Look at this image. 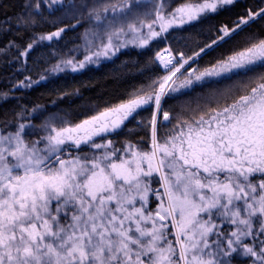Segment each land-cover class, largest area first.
Here are the masks:
<instances>
[{
  "label": "snow or ice",
  "instance_id": "obj_1",
  "mask_svg": "<svg viewBox=\"0 0 264 264\" xmlns=\"http://www.w3.org/2000/svg\"><path fill=\"white\" fill-rule=\"evenodd\" d=\"M0 15V61L23 75L0 91L17 99L0 113V264H264V0H0ZM79 28L34 79L32 53ZM129 46L149 75L113 100L13 94Z\"/></svg>",
  "mask_w": 264,
  "mask_h": 264
},
{
  "label": "trees",
  "instance_id": "obj_2",
  "mask_svg": "<svg viewBox=\"0 0 264 264\" xmlns=\"http://www.w3.org/2000/svg\"><path fill=\"white\" fill-rule=\"evenodd\" d=\"M242 5H255L259 4L260 0H239ZM235 11H239L236 9ZM231 14L225 13L222 16L216 17L211 23H217L218 21L228 18ZM234 19L235 17L232 16ZM0 19H3L0 15ZM81 28L76 31H69L58 44H53L51 48L39 47L31 55L29 60L28 68L34 79L39 78V74L42 68L46 65L44 61L50 60V63H55V59H50V54L55 50H63L66 52L67 48H73L78 39ZM189 31H192L191 29ZM246 31L261 32L262 26L257 23L252 26L251 29H246ZM187 32H181L179 30L172 33L170 40L173 46H177L176 40L183 35H187ZM244 33H241V36ZM240 37H236L235 40L230 42L228 45H224L223 49L227 50L232 44L236 43ZM47 43V42H46ZM167 46V42L160 43L154 46V49L150 55L154 56L155 51L160 50ZM141 50L136 48L124 49L119 52L116 57H113L111 62L104 61L99 66H89L85 70L78 73H71L67 76L60 74L59 77L52 78L49 82H41L40 85L34 86L28 90H14V96L19 98V102L22 104L32 107L34 104H43L48 106L50 110L65 109L68 107H75L81 104L90 103H102L105 100H113L115 97L123 91L125 88H131L133 85H138L144 81L145 76L149 73H145L143 76L137 72V68L146 59V56H141L138 53ZM220 49L217 50V52ZM216 53H213L215 55ZM208 57H205V60ZM127 61V65L122 62ZM134 61L138 63H133ZM38 62V63H36ZM16 67L15 64L11 66H6L0 61V91H5L11 88L12 83H15V79H23V75L15 73L13 69ZM28 73H24L27 75ZM120 77L119 80L114 79V77ZM11 80V83L9 82ZM71 90L74 88L79 89V96L74 97L71 101L69 100H57L58 93L54 89ZM53 101H57L53 105ZM17 103V99H10L8 101H0V113L6 109H11Z\"/></svg>",
  "mask_w": 264,
  "mask_h": 264
},
{
  "label": "rangeland",
  "instance_id": "obj_3",
  "mask_svg": "<svg viewBox=\"0 0 264 264\" xmlns=\"http://www.w3.org/2000/svg\"><path fill=\"white\" fill-rule=\"evenodd\" d=\"M180 2V0H175V3H179ZM80 32H83V28H81V31ZM77 44H82V41H80L79 39H78V41H77ZM130 48H132L131 46H129ZM127 49V48H126ZM124 49H121V51H123ZM81 53L83 52V48H81ZM120 51V52H121ZM118 54V53H117ZM78 58H80V59H82L83 57H82V55H80V56H78ZM91 66H95V65H91Z\"/></svg>",
  "mask_w": 264,
  "mask_h": 264
}]
</instances>
